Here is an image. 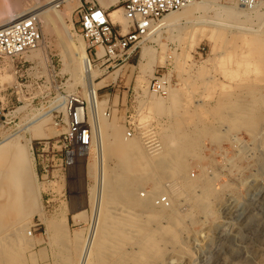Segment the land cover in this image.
<instances>
[{"label":"rangeland","instance_id":"374dc122","mask_svg":"<svg viewBox=\"0 0 264 264\" xmlns=\"http://www.w3.org/2000/svg\"><path fill=\"white\" fill-rule=\"evenodd\" d=\"M53 1L23 0L21 10L35 15L58 3ZM255 1L251 0L250 7L241 5V0L219 3L249 7L250 19L241 16V24L264 30V5L255 10L251 8ZM74 5L77 8V0ZM74 8L59 4V12L50 15L49 27L40 21L39 56L29 58L33 53L28 51L0 64L9 67L18 80L13 77L2 82L0 78L4 107L0 144L16 146L31 139L32 148L28 158L10 155L14 164L9 157L2 163L5 167L0 164V264H76L83 246L93 238L99 206L97 188H93L100 175L98 159L91 146L82 166L73 160L69 164L68 149L59 141L67 117L55 107L62 96L87 100L84 95L89 83L85 78L77 81L73 72L81 40L97 66L101 111L111 112L102 116L104 131L122 146H135L133 151L106 149L107 173L124 164H147L144 172L126 177L124 189L116 195L117 209L121 207L116 209L117 221L126 224L130 238L113 247L108 258L97 247L98 254L87 264H264V49L233 28L231 24L239 25L235 20L219 28L188 23L181 39L164 32L161 44L154 32L131 44L130 58L116 62L107 61L108 56L97 59L91 51L97 45L82 36ZM217 18L230 21L225 13ZM190 19L197 20L195 16ZM116 29L126 32L123 27ZM192 29L199 31L197 37L190 34ZM144 45L156 51L152 72L143 71L147 62L142 57ZM162 74L168 94L155 90L154 75ZM140 85L147 88L149 97L162 98L165 103L141 106ZM47 109L49 114L38 120ZM130 118L135 130L128 137ZM147 134L154 136L158 148L149 151L143 140ZM25 160L32 165L34 199L22 197V190L16 189V176L4 177L19 172ZM177 165L182 170L174 172ZM154 174L165 190L174 189V202L168 196L171 205H156L157 197L165 195L163 190L153 195V203L147 207L137 206V202L135 206L124 197L137 183L136 196L146 199L155 185ZM159 209L175 212L176 217L169 222L163 217L146 219L150 211ZM82 211L85 213L76 215ZM164 225L175 236L158 243L148 256L145 250L151 232L162 233Z\"/></svg>","mask_w":264,"mask_h":264},{"label":"bare ground","instance_id":"6f19581e","mask_svg":"<svg viewBox=\"0 0 264 264\" xmlns=\"http://www.w3.org/2000/svg\"><path fill=\"white\" fill-rule=\"evenodd\" d=\"M55 1H58V3L53 4V5L49 6L48 8H46L42 11L40 10L41 12L38 14L36 13L39 21H42L43 25L46 27H49L51 24L50 23L51 13H53V12L56 13L57 11L59 12V10H58L59 4H62L63 6H69V7H71V5H73L75 7L74 11L76 9V5H74V0H54L53 2H55ZM98 1L105 8H109L110 6L116 5L119 3V0H98ZM241 1H243V3L241 5H243L245 7H247V6L250 7L249 4L251 3V0H241ZM214 3H216L215 6H212ZM253 4H256V5L255 6L252 5L251 8H255V10H256L260 7V5H264V0H257ZM241 5L237 4V3H236V5L235 4L227 5V4L219 3V0H198L195 3H192V4L188 5L187 7L183 8L182 10L172 11V12H169L168 14H166L155 25V32H157L158 38H154V39H156L158 41V43L161 44V35L164 32H166V34L167 33L170 34L172 38L181 39L182 31L188 29L187 28L188 23H193L195 26H198L199 24H208V25H211L213 27L219 28V27H226L229 24L233 23L235 20H237L239 25H234V23H233V24H231L232 27L241 31V32L246 33L247 35H249L250 40L253 43L258 44L260 46V48L264 49V30L254 29L253 27L249 28V27L241 24V23H243V20H240L241 16H244V18L246 19L250 16V13H251L250 12L251 10H249V7L245 8V7H242ZM22 7H23V0H0V27L6 25L7 23L14 21L16 19H21V18L28 16L29 11H22L21 10ZM203 11L206 12V15L201 14ZM210 11H214V13L211 15ZM108 13H109V17L111 18V20L118 25L121 24L122 25V26L120 25L121 29L123 27L124 31H126L125 33H127L129 30V28H128L129 22L124 15L123 7L122 6H116L113 9H109ZM222 13L227 14L228 18H230V21H227V20L224 21L222 19L217 18V17L221 16ZM192 16H195L197 18V20L193 21V19H190V17H192ZM248 19H250V18H248ZM198 33H199V31L194 30V29H192L190 31V34L195 36V37H197ZM151 35H152V33L147 34L146 36L151 37ZM81 43H82L81 50L78 52L77 57H76L77 67H73V72H74V75H75L77 81H79V80L83 81L85 78V81H87L89 83V84H87V85H89L88 86L89 89L87 90V88H86V90H85L86 93L84 96L87 99L89 107L94 110V109H96V107L100 108V106H101V101H100L99 96H98L97 91H96V88L99 86L100 83H97L95 81V77H96V75H98V70H97V66H94L92 64V61H91L90 56H89L88 51H87V45L85 48L84 42H82V40H81ZM40 47H41V45L35 49H32L31 51L33 54L28 55V57L32 58L35 56L36 57L39 56L40 55ZM101 48H102L101 46H98L99 50ZM142 57H143V59H145L147 61L146 66L143 68V71L144 72H152V70H153V68L157 62L155 49L152 47H148V46L144 45L142 48ZM5 66H4V68H2L0 66V68H2V69H0V78H1L2 82L3 81L10 82V80L14 77V75H12L11 69H9V67H7V66L5 67ZM8 66H9V64H8ZM83 75H84V77H83ZM72 77H73V75H72ZM14 81L18 82V80L15 77H14ZM84 85H86V82ZM150 86H151V82H150ZM141 90H142L141 106L144 107V106L150 105L152 103H156V102L165 103V100H163L162 98L156 97V98L152 99L151 97H149L147 95V93H148L147 88H142V86H141ZM69 95H71V93ZM173 95H174V93H173ZM65 98L63 96L60 97V99H62V100L55 106L58 110H60V112H64V113L66 112ZM70 101H72L73 103H78V101L81 102L77 97H74V98L71 97ZM55 104H56V102H55ZM247 107H245V108H247ZM48 112H49V110L44 112V113H41V115L37 119L38 120L43 119L45 116H47L46 113H48ZM103 115H104V113L99 111V120H100L99 124H97L96 118L91 117L89 119V122L91 123L92 128H93V140H92L91 145L88 147L79 146L77 154L71 156V158H70L71 162L73 160L74 162L80 163V165L82 166V162L87 157V155L90 154V148H91V146H93L95 153H96V156H97V159H98V167L100 169V171H99L100 175L97 178L96 184L93 186V188H97V190H96V193L98 192V194H97V205L99 204V206L96 207V211H95V218L97 220L96 226H95V232L92 235L93 238H91V240H89L88 243L83 246V248L81 250L80 258L78 259V262L76 264H87V262L89 261V259L91 257L98 254L99 251L97 250V247L102 248L105 258H108V257H110L111 254H113L112 253L113 247H119L120 245H122L124 240H127L130 238V234H131L130 232L131 231L130 232L128 231V229L126 228L127 227L126 224H120L121 222L119 221L120 223H118V221H117L118 220L117 215L119 213L116 214V212H117L116 209H117L119 200H117L116 195H119L120 194L119 192L122 189H124L126 183H124L123 180L126 181V177H129V176L134 175L136 173L137 174L142 173L147 168V164H145L143 162L136 164V166H129V167H127V165L124 164L123 166H120L119 168H116L115 170L113 169L112 173H107L108 169L106 168V163H105L106 149H108L110 151H113V150L117 151V149L122 147V148H126L128 150L133 151V150H135V146H132V145L122 146L118 143V141H116V137L114 138L113 136H110L108 133H106V131H104V126L101 122ZM30 148H31V139H28L25 143H18L16 146L12 145L11 143L0 144V164L2 165L4 160H6L10 155H14L16 158H20V157L23 159H25L26 157L28 158L29 153H30ZM10 158L11 157H9L8 159H10ZM10 161H9L10 163L14 164L15 159L13 161L10 159ZM23 164L24 165L19 172L15 173V174L8 172V174L5 175L4 177H5V179L6 178L8 179V178H11L12 176H16V182H17V184H19V186H16V189L19 187L22 190V197L25 195H30L34 199L35 187L32 185V178L30 176L31 172H32V165L27 160H25ZM76 165H74V167ZM179 166L180 165L173 166L172 170L174 172H179L180 170H182L180 168L181 166L180 167ZM3 167H5V166H3ZM7 170H8V168H7ZM152 176L154 177V179H156V180H154L155 185L153 186L152 190L148 191V193H147L148 196L146 199H140L136 196L137 195L136 191L138 189L136 187L137 183L136 184L133 183V185H131L132 190L129 191V193L127 192V194H125L124 197H126V196L129 197V199L131 201L130 203H132V204L137 202V204H136L137 206L139 203L140 207L141 206L147 207L151 204L153 195L158 193V191L163 190V192H165V195L169 196L170 199L172 200V202H174L175 196L172 195V192L174 191V189L169 190V191L165 190V187L160 184L161 178L158 177V175H156V174H154ZM132 180H133V178H132ZM134 180L136 181V179H134ZM19 181H22V182L18 183ZM187 185H189V184H187ZM14 190L15 189H12L11 191H14ZM135 196L137 198H135ZM133 197H134V199H133ZM170 205H171V202H170ZM135 206H133V207H135ZM120 208L117 210H121ZM159 210L158 211L152 210L150 212L147 211L149 213L145 216V217H147L146 219L151 220L153 218H156V219L161 220L163 217V218H165L164 220H168V222H169L170 220H172L176 217L175 212L171 211L172 213L167 214V212L165 213L164 210H160V211ZM124 211H125V208H124ZM128 212H130V211H128ZM83 213H85V211H82L76 215L81 216ZM160 220H158V221H160ZM127 222H129V221H127ZM0 226H2V225H0ZM143 228H146V227H143ZM162 228H163L162 233H161V231H159L158 233H156L155 231H152L153 233L151 232L152 236L150 237V242L148 243L146 250H145V254H147L148 256L153 251L156 250L158 243H159V245L161 243L162 244L166 243L165 241L168 238H172L175 236V234L173 232H171V229L169 228V226L166 227V225H164V226H162ZM146 229H148V228H146ZM173 240H175V239H173ZM126 242H129V241H126ZM143 250H144V248H143ZM143 250H142V252H143ZM117 251L121 252L122 250L121 251L117 250ZM135 252H137V251H135ZM144 256L145 255H143V257ZM155 256L156 255L154 254V257ZM141 257H139L140 260H141ZM154 257H152V258H154ZM134 260H136V259H134ZM120 261H122V260H120ZM104 264H107V263H104ZM111 264H113V263H111ZM143 264H144V262H143Z\"/></svg>","mask_w":264,"mask_h":264},{"label":"built area","instance_id":"2783aa9c","mask_svg":"<svg viewBox=\"0 0 264 264\" xmlns=\"http://www.w3.org/2000/svg\"><path fill=\"white\" fill-rule=\"evenodd\" d=\"M76 14L82 36L91 43L97 45L91 51L97 59L107 57V61L116 62L119 59L130 58L134 49L131 44L139 37L155 32V25L169 12L179 11L198 0H120L124 15L128 20V32L122 33L116 29L121 26L114 23L109 17V8L103 7L98 0H77ZM154 30V31H153ZM43 39V32L37 15H28L16 19L0 27V64L7 59H13L24 55L26 52L37 48ZM98 46L102 48L99 50ZM124 57V58H123ZM159 74V73H158ZM162 76L154 75L155 90L158 93L168 94L169 86ZM152 81V82H153ZM78 98V97H77ZM81 102L73 103L65 100L66 106V131L59 141L67 148L69 164L71 156L77 154L79 146L88 147L93 140V128L89 119L96 118L99 124V111L101 108L92 109L87 100L78 98ZM0 84V119L4 116ZM110 109H106L105 116L110 115ZM127 135H134L135 124L130 118L127 120ZM149 151L159 147L157 140L151 134L143 137ZM156 205L169 206V197L160 195L156 199Z\"/></svg>","mask_w":264,"mask_h":264},{"label":"crops","instance_id":"0c3cea01","mask_svg":"<svg viewBox=\"0 0 264 264\" xmlns=\"http://www.w3.org/2000/svg\"><path fill=\"white\" fill-rule=\"evenodd\" d=\"M100 83V82H99Z\"/></svg>","mask_w":264,"mask_h":264}]
</instances>
